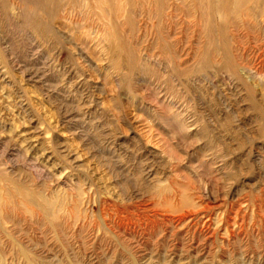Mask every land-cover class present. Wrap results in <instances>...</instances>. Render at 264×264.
I'll list each match as a JSON object with an SVG mask.
<instances>
[{
	"label": "rangeland",
	"instance_id": "1",
	"mask_svg": "<svg viewBox=\"0 0 264 264\" xmlns=\"http://www.w3.org/2000/svg\"><path fill=\"white\" fill-rule=\"evenodd\" d=\"M226 1L0 0V264H264L263 14Z\"/></svg>",
	"mask_w": 264,
	"mask_h": 264
},
{
	"label": "bare ground",
	"instance_id": "2",
	"mask_svg": "<svg viewBox=\"0 0 264 264\" xmlns=\"http://www.w3.org/2000/svg\"><path fill=\"white\" fill-rule=\"evenodd\" d=\"M226 2V4H233L234 7H231V5L229 6V10H233L232 12H237L245 8L244 11L250 13L258 9L260 13L263 14L262 21L264 22V0H227ZM241 19H243L242 21L245 24L244 15H241Z\"/></svg>",
	"mask_w": 264,
	"mask_h": 264
}]
</instances>
